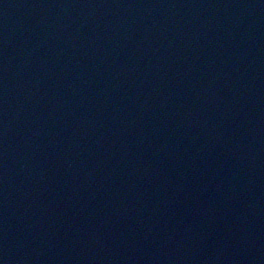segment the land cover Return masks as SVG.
Returning <instances> with one entry per match:
<instances>
[{
  "label": "water",
  "instance_id": "1",
  "mask_svg": "<svg viewBox=\"0 0 264 264\" xmlns=\"http://www.w3.org/2000/svg\"><path fill=\"white\" fill-rule=\"evenodd\" d=\"M0 264H264V0H0Z\"/></svg>",
  "mask_w": 264,
  "mask_h": 264
}]
</instances>
